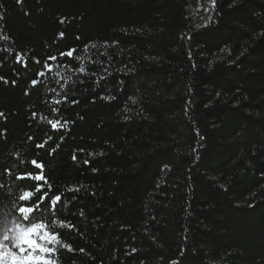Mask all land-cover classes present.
Returning <instances> with one entry per match:
<instances>
[{
    "label": "trees",
    "instance_id": "16d2710c",
    "mask_svg": "<svg viewBox=\"0 0 264 264\" xmlns=\"http://www.w3.org/2000/svg\"><path fill=\"white\" fill-rule=\"evenodd\" d=\"M37 264H264V0H0V241Z\"/></svg>",
    "mask_w": 264,
    "mask_h": 264
},
{
    "label": "rangeland",
    "instance_id": "374dc122",
    "mask_svg": "<svg viewBox=\"0 0 264 264\" xmlns=\"http://www.w3.org/2000/svg\"><path fill=\"white\" fill-rule=\"evenodd\" d=\"M44 236L36 227L15 225L0 241V264H37L44 261Z\"/></svg>",
    "mask_w": 264,
    "mask_h": 264
}]
</instances>
